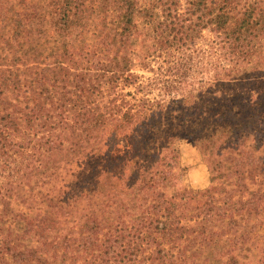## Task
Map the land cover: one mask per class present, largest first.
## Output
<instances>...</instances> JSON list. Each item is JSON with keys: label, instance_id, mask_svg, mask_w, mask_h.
<instances>
[{"label": "trees", "instance_id": "16d2710c", "mask_svg": "<svg viewBox=\"0 0 264 264\" xmlns=\"http://www.w3.org/2000/svg\"><path fill=\"white\" fill-rule=\"evenodd\" d=\"M263 47L264 0H0V264H264L257 132L189 115ZM180 118L214 128L220 181L167 196Z\"/></svg>", "mask_w": 264, "mask_h": 264}, {"label": "rangeland", "instance_id": "374dc122", "mask_svg": "<svg viewBox=\"0 0 264 264\" xmlns=\"http://www.w3.org/2000/svg\"><path fill=\"white\" fill-rule=\"evenodd\" d=\"M242 71L243 72L238 76L240 78V83L237 86L231 85L224 87V90L226 91H233L232 98H223L219 107H209L208 104V108L203 111L200 108V105L196 103V106H194L196 112L190 111L189 115H195L200 118L203 117L202 119H208V121L211 120V124L215 126H220V124L224 125L226 131L230 130L234 132V130H238L240 132H248L249 130H252L257 132L254 134V137L251 135L245 142L247 149H252L251 158L257 162V167L250 170L252 171V178L254 179L253 181H246V186L249 190H256L262 187L261 183H264V165L261 163V166L263 167H260L259 163L260 158H263L264 164V47L260 50L259 55L253 58L251 63L246 66L245 70ZM134 73L144 78L150 79L153 77V75L147 71L135 70ZM140 81L143 80L140 79ZM121 89H123L121 92L124 95L127 94V92L132 94L134 91L133 87H121ZM152 89L153 90L151 91L136 94V103L139 98L153 101L161 98L166 100V96H162L161 93H158L157 89ZM232 91H229L228 94H232ZM159 95L161 97H159ZM124 98L126 101L133 103V100L129 97ZM226 105H228L227 108H225ZM232 106H234V109H232ZM215 114H219V117L223 118V122L220 121V118L215 120V118L218 117H215ZM185 119L180 118L178 121L172 122V125L169 127H162L160 136L156 137L158 138V141L161 142L165 137H173L171 138L172 142L169 152H164V156L173 157L175 163L177 164L174 179L170 178L167 186L164 188V192L167 196H172L177 192L185 190L203 191L211 186L218 185L220 181L219 170H217L215 166L211 164V161H209V159L212 161L213 159H219L217 158V149L214 150V147L208 154L205 151V147L209 149L211 148V145L205 143V141L198 142V140L207 139V137L214 131V128L211 127V124L207 123L208 131L205 134H201L200 130L203 126L206 127V124L199 125L193 123L192 125L189 122L184 124L185 122L183 121ZM193 120L192 116L189 117V121ZM233 134H231V137H234ZM262 137L263 140L261 144H255V140ZM214 144L217 145L216 142H214ZM223 144L224 143H222V145ZM120 155H122L121 152ZM118 156L119 155H117V157ZM114 158H116V156H114ZM247 162H249V160H247ZM200 165H203V170L206 174V180L202 183V185L192 187L187 184H182V177L192 168L199 167ZM106 166H109L108 163ZM111 166H113V163ZM76 176L79 177L78 179H80V182H84L86 181L87 176L91 177L93 175L91 172L81 175L78 172L76 173Z\"/></svg>", "mask_w": 264, "mask_h": 264}, {"label": "clouds", "instance_id": "9594fccd", "mask_svg": "<svg viewBox=\"0 0 264 264\" xmlns=\"http://www.w3.org/2000/svg\"><path fill=\"white\" fill-rule=\"evenodd\" d=\"M205 180L206 174L204 173L203 165H200L199 167L192 168L188 173H186L182 177L181 183L192 187H198L201 186Z\"/></svg>", "mask_w": 264, "mask_h": 264}]
</instances>
